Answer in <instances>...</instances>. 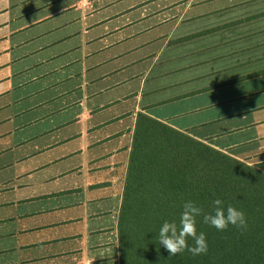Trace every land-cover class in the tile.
I'll use <instances>...</instances> for the list:
<instances>
[{"label": "crops", "instance_id": "0c3cea01", "mask_svg": "<svg viewBox=\"0 0 264 264\" xmlns=\"http://www.w3.org/2000/svg\"><path fill=\"white\" fill-rule=\"evenodd\" d=\"M140 112L263 153L264 0H0V264H120Z\"/></svg>", "mask_w": 264, "mask_h": 264}, {"label": "trees", "instance_id": "16d2710c", "mask_svg": "<svg viewBox=\"0 0 264 264\" xmlns=\"http://www.w3.org/2000/svg\"><path fill=\"white\" fill-rule=\"evenodd\" d=\"M215 198L242 210L247 229L221 231L197 217L207 252L168 257L156 239L163 221L178 222L185 200L208 212ZM118 231L120 264H264V159L250 164L140 112Z\"/></svg>", "mask_w": 264, "mask_h": 264}, {"label": "clouds", "instance_id": "9594fccd", "mask_svg": "<svg viewBox=\"0 0 264 264\" xmlns=\"http://www.w3.org/2000/svg\"><path fill=\"white\" fill-rule=\"evenodd\" d=\"M197 217L201 218L202 223L221 231L229 225L242 231L247 229L244 212L231 204L225 205L220 198L211 201V211L208 212L194 201L185 200L182 203L178 222L176 220L163 221L156 234L159 247L162 246L165 249L168 257L175 256L185 250L192 255L207 252L208 244L205 233L197 231Z\"/></svg>", "mask_w": 264, "mask_h": 264}, {"label": "rangeland", "instance_id": "374dc122", "mask_svg": "<svg viewBox=\"0 0 264 264\" xmlns=\"http://www.w3.org/2000/svg\"><path fill=\"white\" fill-rule=\"evenodd\" d=\"M254 131L255 130H249L245 135L251 134ZM239 139H241L240 136L235 134V135H229L228 137H225V138L217 139L216 142L220 145H227L230 142H233ZM243 148H245L243 150L249 151V150H253L254 148H256V145L248 144L247 146H244ZM262 159H264V152L261 154L257 153V154L250 155V156H244L243 158V160H245L246 162L250 164H254Z\"/></svg>", "mask_w": 264, "mask_h": 264}]
</instances>
